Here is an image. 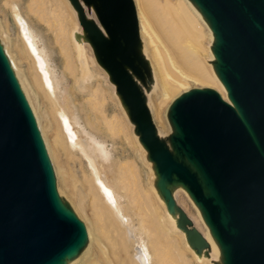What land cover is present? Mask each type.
<instances>
[{
	"label": "water",
	"instance_id": "1",
	"mask_svg": "<svg viewBox=\"0 0 264 264\" xmlns=\"http://www.w3.org/2000/svg\"><path fill=\"white\" fill-rule=\"evenodd\" d=\"M68 1L187 242L210 256L209 241L173 195L177 187L187 189L219 243L214 264H264V0H190L211 30L212 66L232 104L210 88L184 92L170 107L165 138L145 92L153 71L134 0ZM86 240L83 222L58 194L41 130L0 42V264H67Z\"/></svg>",
	"mask_w": 264,
	"mask_h": 264
},
{
	"label": "bare ground",
	"instance_id": "2",
	"mask_svg": "<svg viewBox=\"0 0 264 264\" xmlns=\"http://www.w3.org/2000/svg\"><path fill=\"white\" fill-rule=\"evenodd\" d=\"M35 1L36 0H31L30 10L34 13H37L40 21L44 22L48 26L49 31L53 33L54 45L58 46V53L62 58V69H59L55 64L53 59V50L48 46L44 37L39 33V31L23 14L21 7L16 0H8L7 5L10 7L14 21L19 28L18 45L16 44L17 42L13 43L12 39L9 38V36H5V38H2L3 36H0V42L9 57L14 73L37 120L52 165L53 161L49 154L48 141L46 140V136L43 131L44 125L41 127V118L38 113L41 105H44L46 107L45 109L49 111L56 125V127H54L56 130H54L56 132V138L52 140L53 143L56 142V144L62 145L64 149L69 152V154H71L72 156H78V158H80L82 161L83 159H85L87 162L88 172L86 173L85 179L87 187L85 192L83 190L80 191L79 197V207L81 210L80 215H82L83 217L81 221L83 222L87 233L85 246L86 244L89 245L91 243L96 244L98 249L96 250L99 253V262H105L106 264H168V259H170V249H176L175 241L177 239L174 241V238H176V235L181 234L182 239L184 240V244L193 254L195 260L198 263L214 264V254H210L209 257H206L204 254H198L191 246L192 244L190 245L187 242L186 233L183 231V227L180 222V215L176 210L172 209L169 211L166 207L167 216L165 218V223L162 221V219H156V221L160 220L162 221V224H165L164 230L162 229L163 227L161 228L162 230L160 229L161 231H163V233H154V231L153 233H150V231H148L151 229V226L150 229H147L149 225L146 224L145 218L147 219L148 216H151L147 215L146 213L148 212H146L145 210L146 206H148L149 203H143L145 199V192L142 185V175L139 172L137 164L133 161H125L117 164L113 159L112 151L106 142L105 135L107 136V134L99 129L91 127L89 119L85 120L83 118L84 123L82 124L80 118L75 115L79 103L74 101L76 95L74 91L72 89L70 90L68 86V79L71 78L69 77L71 70L74 74L76 73V70H78V75L77 73L76 76L73 75L74 77L71 75L74 80V83L71 87H73L74 85L76 91L84 96V99L90 101L89 103H91V106L96 104V102H99V100L97 99L101 97H98L97 95H99L100 93H102L103 95L98 76L94 72L93 66L91 65L92 62L90 60V57L88 56L87 46L89 44L84 40V33L83 31H81L82 29L79 28L78 23H76L72 28L70 25L71 19L66 20L65 18H62L63 15H65L66 17V13L62 15L63 12H61V10V14L59 13V11L57 13L55 11L56 8H52L55 7V5L53 4V6L51 7V3L55 4L56 1L51 2V0H39L43 5L39 9L34 8ZM138 1V17L140 20L139 26L141 28V32L149 39L150 45L154 50V73L156 80L160 84V89L161 81L162 83L166 82L167 84L171 85L172 90H177L185 87L184 82H182L183 80L201 81L202 79L200 77L187 72V67L188 65L190 66V64L195 65V67L203 74L206 71L207 65L204 58L202 57L203 51H206L204 44L200 43V51L197 50L198 48L196 49L194 45L195 40L204 37V27L198 17L203 19V21L207 25L206 20L203 18L200 12L194 7L190 0L188 1H190V7L194 8L193 13L191 10V12L187 11V7H189L187 5V0H179L177 1V3L166 0L162 5L163 11L167 12L171 17L173 25L172 33L174 36L172 43L173 47L166 49V64V62L162 58L159 48L155 44L151 25L146 10L143 7L142 0ZM66 5H68V8H70V10L72 9L75 13L68 0ZM59 8L60 6H57L58 10ZM61 8H63V6ZM46 13L49 14L51 18H53V21L47 16ZM59 14L61 15V18H59L60 16L58 17ZM56 22H59L60 25L56 24ZM54 23L55 25H57V27L59 25L60 28H56ZM14 48L16 49L17 56L13 53ZM143 51L146 54L145 45ZM17 58L20 64H28V69L23 70L18 65ZM73 68L76 70L73 71ZM67 71H69V75L67 74ZM195 72L197 71L195 70ZM208 73L211 74L210 71H208ZM211 75L213 76V74ZM212 80L214 79L212 78ZM205 82H207V80ZM206 86L208 85L206 84ZM221 89L219 90L221 91ZM222 90L226 93L225 95L228 99V102L232 104L228 97V91L224 85ZM162 92H164V90ZM177 92L175 93L177 94ZM104 96L105 94L103 95V97ZM167 96L168 95L166 94V96L164 97ZM94 97L98 98L95 99ZM92 98H94L95 101L97 100L96 102L94 101V104H92L93 101L91 102ZM105 98L106 97H104V101L106 102ZM102 100L103 99L101 98V101ZM105 102L103 104V108V102H101L99 106L97 104L95 105L96 107H100L101 105L102 110L101 108H99V110L97 109V111L98 113L100 111L102 112V116L100 118H102L103 123L110 129V126L112 128V124H114V122L117 120L119 122L117 124L122 126L123 124H120L117 115H112L110 117V115L108 114L109 107H106L107 103ZM156 106H158V108L160 107L159 104H156ZM120 107L122 108L121 104ZM92 108L96 109L94 107ZM40 109H42V107ZM78 111L80 110L78 109ZM124 112L127 115L125 109ZM104 127L106 128V126ZM112 129L115 132L112 131ZM112 129L108 131H111L115 134L116 130H119L117 128L115 130V127H113ZM54 134L55 133L53 132V135ZM118 134L119 133H117V135ZM137 147H139V145ZM140 148V153L138 154L141 156L143 162L150 167L151 174L154 177L152 185V187H154L153 191L155 190L159 197V200L166 206V200L162 195L161 190L158 188V183L160 181L159 173H157L156 169H153V164L148 160L147 152L141 144ZM78 152L81 154V156L77 154ZM157 180L158 182L155 183V181ZM179 190L184 191L194 203V205L198 209L200 208L199 206H197V204L187 192V189H185L184 187H177L173 189V195L175 196V198ZM148 198H150L151 200L150 196ZM142 204H145V210L142 209L143 211H145L143 213V216H147L143 218L141 213V216L139 215L141 218L138 217L139 222L137 226L135 223V221L137 220L133 218L132 209L136 207L134 210V212L136 213L137 207L139 208V206H142ZM149 207L150 206H148V208ZM149 213L153 216L152 212L149 211ZM154 217L155 216H153L152 218ZM148 220L149 219H147V221ZM151 221L152 219L150 218L149 223ZM159 223H155V225H158L157 227L162 225L161 223L159 225ZM205 224L209 229L213 249H218L220 252L219 243L214 237L210 226L207 224V222ZM148 233H150L151 235H149ZM148 236H151L153 238L151 239L150 237V240L152 241L151 242L149 240L150 243L148 242ZM174 253L175 251L173 252V254ZM79 254H76L72 258L68 259L67 264H78V261H80L78 260ZM173 254L171 256H173ZM175 254L177 256L178 253L176 252ZM181 256L182 255H180V257ZM216 256L218 260L219 256ZM80 258L82 257L80 256ZM171 258L173 259V257ZM175 261H177V259H175ZM99 262H97L96 264H100Z\"/></svg>",
	"mask_w": 264,
	"mask_h": 264
},
{
	"label": "rangeland",
	"instance_id": "3",
	"mask_svg": "<svg viewBox=\"0 0 264 264\" xmlns=\"http://www.w3.org/2000/svg\"><path fill=\"white\" fill-rule=\"evenodd\" d=\"M16 1L20 5V7L23 11V14L32 23V25L39 31V33L44 37L48 46L53 50L54 62L58 66L59 69H62V58L60 57V55L58 53V48H57L58 46L54 45L53 33H51L49 31L48 26L44 22L40 21L38 14L34 13L30 10L31 0H16ZM55 1H56L55 4L51 3V7L53 5H55V7H52V8L53 9L56 8L55 11L57 13H58V11L60 14H61V12H63L62 15L66 13L67 18L65 17V15H63L62 18H65L66 20L71 19L70 25L72 28L76 23L79 24L78 18H77V16H75L76 14L73 12L72 9H71L72 10V12H71L70 8H68V5H66L67 0H51V2H55ZM165 1L166 0H142V4H143V7L145 8L146 13L148 15V19H149V22L151 25L155 44L159 48L160 53L162 55V58L164 59V61L167 64L166 49L173 47L172 43H173V37L174 36L172 33V26L173 25H172L171 17L168 15L167 12L163 11V9H162V5L165 3ZM170 1H172L173 3H177V1H179V0H170ZM7 2H8V0H0V24L2 26V27L0 26L1 27L0 28V36L1 37L3 36L2 38H5V36H9V38L12 39L13 43L17 42L16 44L18 45L19 28H18L16 22L14 21L10 7L7 5ZM134 2L136 5L137 14H138V2L139 1L134 0ZM61 5L63 6V8H61L62 7ZM187 5L190 7V1H188V0H187ZM41 6H43L42 2H40L39 0H36L35 4H34V8L39 9V8H41ZM57 6L58 7L60 6L59 10L57 9ZM189 7H187L188 10L187 9L186 10L187 11L191 10L193 13L194 8L193 7L189 8ZM85 9H86L87 15L90 18H93L94 20H96L98 22V19H97V16H96L94 10H90L86 6H85ZM60 10H61V12H60ZM60 14L58 15V17L60 16L59 18H61ZM47 16L51 20L53 19V18H51V16L49 14H47ZM198 18L204 27V37L201 39L195 40L194 45H195V48L196 49L198 48L197 50H199L200 45L202 43L204 44L206 51L205 52L203 51L202 57L204 58L206 65H207L206 71L203 74L201 71H199L195 67V65H193V64L192 65L190 64V66L188 65L187 72L192 74V75H195L197 77H200L202 80L201 81H193V80L185 81V80H183L182 82H184L185 87H182V88L177 89V90H172L171 85L167 84L166 82L162 83V81H161V89L162 90L160 89V84L156 80L155 73H154V70H155L154 69L155 63L153 61L154 50H153L152 46L150 45L149 39L141 32V28H140L141 39H142V41L146 47L145 56L149 60L152 71H153V83L150 84L149 90H147V91L145 90V92L148 96V105H149V108H150V111L152 114L153 121L155 123L156 128L158 129L159 135L162 138L169 136L172 132V128H171L169 120H168V113H169V110H170V107H171L173 101L175 99H177L184 92H186L188 90H192V89H198V88H200V89L210 88V89H213L216 92H218L225 101L227 99L226 95H225L226 93L222 90L223 89L222 82H220V80L218 79V76L215 73V70L213 69V66H212V61L215 60L214 55L211 51V47H212V43H213V35H212L211 30L209 29L208 25H206V23L203 21V19H201L200 17H198ZM138 19H139V17H138ZM56 24H59V22L58 23L56 22ZM54 25H55V23H54ZM59 25H58V27L60 28ZM139 25H140V20H139ZM55 26H56V28H58L57 25H55ZM79 28L82 29L80 24H79ZM16 36H17V38H16ZM87 51H88V56L90 57V60L92 62L91 65L93 66V70L98 76V80L100 82V86H101V89L103 91V95L105 94L104 97H106L105 98L106 102H105L102 93H100L97 96L101 97L103 100L101 101V98H98V97L95 98L94 97L95 99L98 98L97 100H99V102H96L97 100L95 101L94 98H92L91 102L93 101L92 104H94L96 102V104L98 106H99V104H101V102H103L102 108H103L104 102L107 103L106 107L107 108L109 107L108 108V114L110 115V117L112 115H117V117L120 121V124L121 125L123 124V125L120 126L119 124H117L119 122L116 120L114 122V124H112V125H113V127H115V130H116V128L119 130H116V134L111 132V131H108V130L112 129L113 127L111 128V126H110V129H109V127L103 123L102 118H100L102 116L101 115L102 112L100 111L101 113L100 112L98 113L97 109L99 110V108H101V105H100V107H98V106L96 107L95 106L96 104L91 106V103H89L90 101L84 99L85 97L76 91V89L74 88V85H73V87H71L72 84L74 83L73 77L76 76V73L78 75V70H76L77 69L76 67H75L76 69L73 68L74 69L73 71L76 70L75 74L71 70L70 75H69V71H67V74L69 75V77H71L70 79H68V86H69L70 90L72 89L76 95L74 101L79 103L75 115L80 118V121L82 122V124L84 123V119L85 120L89 119L90 121L89 120L88 121L90 122L91 127L99 129V130H101L107 134V136L105 135V137H106L105 139H106L107 144L109 145V148L112 151L113 159L116 161L117 164L121 163V162H125V161H133L137 164L139 172L142 175V185H143V189L145 192L144 193L145 199H144L143 203H145V202L147 204L149 203L148 206H150V207L148 208V206H146V210H145V204H142V206H139V208L137 207L136 213L134 212L136 207H134V209H132L133 214L132 213L131 214L133 215V218H135V220H137V221H135V223L138 226V222H139L138 217L141 218L140 216L141 215L143 216V213L145 211L148 213H149V211L152 212L153 216L156 217V218L154 217L155 219L152 218L153 217L152 214L146 213L147 215L151 216V217L148 216L147 219H149V220H150V218L152 219V221L150 222L152 224L151 225L149 223V220L147 221V219L145 218L146 224L149 225L147 229H150V226L152 229V230L150 229L148 231H150V233H153V231H154V233L155 232L156 233H163V231H161V230L162 229L164 230V225H165L164 223H165V218L167 216L166 215L167 209H166L165 204L159 200V197H158L157 193L155 192V190L153 191L154 187H152V185H153V178L154 177L151 174L150 167L147 166L146 163L143 162V160L141 159V156L138 154V153H140L141 148H140V143L138 141V138L135 135V126L129 121L127 115L124 112V109L120 107L119 99L116 96L115 86L110 83L109 76L97 63V61L95 59V55L93 53V50L89 45L87 46ZM13 53H14V55L17 54L15 48L13 50ZM17 60H18V58H17ZM18 65L23 70L28 69V66H27L28 64L27 65L25 63L20 64L19 60H18ZM75 65H76V63H75ZM195 70L198 73L195 72ZM208 71H210L211 74H213V76L210 73H208ZM208 74H210L214 80H212V78ZM71 75L72 76L74 75V76L72 77ZM180 80H182V79H180ZM203 80H204V82H203ZM206 80L208 83L205 82ZM201 82H202V84H201ZM205 83L208 86H206ZM219 83H220V85H219ZM203 85H205V86H203ZM220 86L222 89L220 88ZM219 89H221V91ZM163 90H164V92H162ZM175 92H177V94ZM166 94L168 96L164 97V96H166ZM172 94H175V95H172ZM160 100H161V102H160ZM227 102H228V99H227ZM156 104H159L160 107L158 108V106H156ZM41 107H42V109H40ZM41 107L39 108L38 113H39V116L41 118V127L44 125L43 131L45 133L46 140L48 141L49 154L52 158L53 167H54L55 172H56V187H57L58 194H59L60 198L65 203L69 204L73 208V210L75 212H77L75 214L79 217L80 220H82L83 217H82V215H80L81 210L79 207V205H80L79 197H80V191L83 190L85 192L86 187H87L86 180H85L86 179V173L88 172L87 162L83 158H82L83 159V161H82L80 158H78V156H72L71 154H69V152L67 150H65L62 145H60V144L58 145V144H56V142L53 143L52 140L54 138H56V136H55L56 130L54 128V127H56V125H55L54 120L51 117L49 111L47 109H45L46 107L44 105H41ZM92 107H94L96 109H93ZM102 108H101V110H102ZM78 109L80 111H78ZM103 125L106 126V128ZM114 125H116V126H114ZM101 128H103L104 130ZM112 131H114V130L112 129ZM53 132L55 133L54 135H53ZM117 133H119V134L117 135ZM121 133H123V134H121ZM137 144L139 145V147H137L138 146ZM66 152H67V154H66ZM77 154L79 156H81V154L79 152ZM149 196L151 197V200H150V198H148ZM145 200H148L149 202L145 201ZM176 200H177L178 205L184 210V212L187 214V216L192 220L194 227L197 228V230H199L205 236V238L209 241V243L211 244V255L214 254L213 256H214L215 260H217L216 255L219 256L220 252L218 249L217 250L213 249L211 239H210L211 237H210L209 229L204 222V219L202 217L200 210L194 205V203L191 201V199L188 197V195L182 190H179L177 192ZM142 209H144L145 211H143ZM147 210H149V211H147ZM138 212H139V214H138ZM147 215L143 216V218L146 217ZM156 219H160V220L162 219V221L164 223L162 224L161 223L162 221L159 220L160 223L162 224V225H160L159 221L158 220L156 221ZM152 222H155L156 224L159 223L160 226L157 227L158 225H155V223H152ZM153 225H155L156 227ZM155 228H157V229H155ZM150 233H148V234L151 235ZM152 236H153V234H152ZM150 237L148 236V242L149 243L151 241ZM151 239H153V238L151 237ZM174 241H175L176 249H170V251H169L170 259H168L169 260L167 262L168 264H178V261H179V264H200L195 260L193 254L190 252V250L184 244V240L182 239L181 234L176 235V238H174ZM92 244H93V246H92ZM84 248H86V249H84ZM84 248H83V251H81L82 253L80 252V254L78 255L79 256L78 260H80V261H78V264H96L97 262H99V257H98L99 253L97 251L98 249H97L96 244H94V243H91L89 245L86 244V246L84 245ZM172 250H174L175 253L176 252L178 253L177 256L175 253H174L175 255L173 254L174 251H172ZM171 252H172L173 256H171L172 255ZM89 253H90V255H89ZM87 255H88V258H87ZM180 255H182V256L180 257ZM80 256L82 258H80ZM171 257H173V259ZM85 258L88 260H86ZM81 259H85V260H81ZM175 259H177V261H175ZM86 261H87V263H86ZM99 263L100 264H106L105 262L104 263L99 262Z\"/></svg>",
	"mask_w": 264,
	"mask_h": 264
}]
</instances>
